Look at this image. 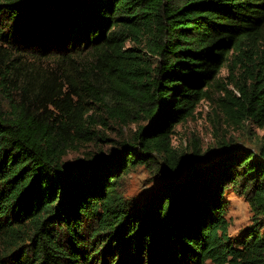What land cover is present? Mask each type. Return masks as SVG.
I'll use <instances>...</instances> for the list:
<instances>
[{
	"label": "trees",
	"instance_id": "trees-1",
	"mask_svg": "<svg viewBox=\"0 0 264 264\" xmlns=\"http://www.w3.org/2000/svg\"><path fill=\"white\" fill-rule=\"evenodd\" d=\"M215 86L227 122L264 130V0H0V264H264V135L173 147ZM230 189L252 213L237 240Z\"/></svg>",
	"mask_w": 264,
	"mask_h": 264
},
{
	"label": "rangeland",
	"instance_id": "rangeland-1",
	"mask_svg": "<svg viewBox=\"0 0 264 264\" xmlns=\"http://www.w3.org/2000/svg\"><path fill=\"white\" fill-rule=\"evenodd\" d=\"M227 76L228 71L224 69L221 78L225 84L229 83L226 79ZM229 89L237 96L238 93L232 85L229 86ZM209 94L212 98L202 100L194 115L176 126L174 134L171 136L175 150L180 155H190L194 150L200 149L202 154L211 155L219 151L223 143L232 142L237 146L257 151L264 130L251 122H227L219 106L221 105L219 99L224 98L226 93L220 87L215 86L210 89ZM137 128L138 124H130L124 132L130 135ZM107 132L111 139L123 138L118 130ZM101 148L104 152H108L110 149L106 143H103ZM95 151L94 145L89 144L81 147L80 150L70 151L65 160L73 161L82 158L85 152ZM157 182V180H153V175L147 168L139 167L125 177V195L143 201ZM226 198L229 200L227 217L231 222L230 235L233 240H237L242 231L251 225L252 213L248 202L232 189L227 192Z\"/></svg>",
	"mask_w": 264,
	"mask_h": 264
}]
</instances>
